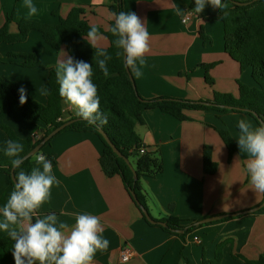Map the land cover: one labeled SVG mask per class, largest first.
I'll return each mask as SVG.
<instances>
[{
	"label": "crops",
	"instance_id": "0c3cea01",
	"mask_svg": "<svg viewBox=\"0 0 264 264\" xmlns=\"http://www.w3.org/2000/svg\"><path fill=\"white\" fill-rule=\"evenodd\" d=\"M121 1L123 11L134 12L150 36L146 63L137 64L141 75L135 76L128 68L137 93L144 100H211L214 92L237 97V82L254 86L250 70L241 72L239 65L226 55L223 25L209 19L216 14L211 6L196 14L191 11L194 0ZM32 3L38 11L29 17L25 0H0V28L9 17L11 34L17 32V23L22 19L56 25L72 8H82L85 21L103 32L114 23L108 10L111 0H32ZM177 9L190 13L186 23H181ZM101 46L109 47L106 37ZM61 50L67 53L63 46L58 50L48 46L35 31L23 43L0 44V78L17 83L32 100L44 105L42 90L48 72L55 70L63 55ZM19 54L35 55L38 64L33 68L21 66L23 60L13 57ZM205 66L211 67L206 70ZM206 75L212 85L206 83ZM61 107V121L77 117L64 101ZM185 115L187 121H178L158 110L147 111L143 114L144 125L135 129L146 151L155 153L162 162L161 174L140 179L151 218L159 222L169 217L200 221L261 205L264 194L251 188L246 173L248 157L240 153L236 140L240 118L247 119L253 127L259 125L247 115L231 112L191 111ZM4 124L20 139L32 138L36 132H39L37 139L42 137L39 124L17 114L8 115ZM218 131H227L236 146L230 158ZM7 140L0 130V151H4ZM205 147L217 165L213 175L203 171ZM102 150L94 134L65 131L40 152L52 161V174L60 183L52 186L50 199L40 207L39 214L55 213L69 227L75 224L77 214L99 217L104 227L101 235L110 244L108 249L96 252L93 264H202L203 260H213L219 248L218 264H244L234 260L233 255L249 261L264 258V211L200 225L188 234L167 233L143 220L119 176L104 175L99 164ZM13 189L11 178L0 173V207ZM126 250L130 258L122 263L120 257ZM0 264H15L13 254L0 249Z\"/></svg>",
	"mask_w": 264,
	"mask_h": 264
},
{
	"label": "trees",
	"instance_id": "16d2710c",
	"mask_svg": "<svg viewBox=\"0 0 264 264\" xmlns=\"http://www.w3.org/2000/svg\"><path fill=\"white\" fill-rule=\"evenodd\" d=\"M234 2L238 1L223 0V3L227 5V15L219 9H214L216 14L209 17V19L222 23L226 55L239 65L241 72L250 70L254 86L248 87L237 82V97L214 92L211 100L191 101L170 98L144 100L137 93L136 87L134 89L133 83L128 77L123 57L116 56L118 49L113 44L115 37L112 36L110 29L107 32L99 29L102 35L109 40V47L106 51L112 56V59L108 62L109 77L105 78L93 59L95 49L86 41L87 32L91 26L83 18L84 10L82 8H72L66 18L59 19L56 25L40 24L22 19L17 23V32L11 34L8 31V25L11 22L9 17L4 26L0 28V44L23 43L27 40L29 33L35 31L41 34L43 41L51 48L58 50L63 46L69 56L93 65L94 82L98 87V95L100 97V110L107 118V123L101 124L98 121L95 125H89L77 116L69 120H76L74 123L59 133L65 131L92 133L99 139L103 146L99 164L104 175L108 178L113 176L120 177L131 201L141 213L143 220L150 226H153V224L147 222L130 195L131 192H134L137 201L150 216L145 198L141 193L140 179L143 177L153 178L161 174L162 162L159 157H156L155 153L147 151L143 154L140 153V149L144 147L135 129L137 126L144 125L143 114L145 112L158 110L178 121H187L188 117L185 113L191 111H215L221 114L231 112L247 115L259 126L264 125V0L257 2L247 1L250 2L247 6H237L233 4ZM108 10L110 13L123 11L122 1L111 0ZM13 57L21 58L23 60L21 66L25 68H33L38 64V59L33 54H19ZM210 67L205 66V69L208 70ZM205 81L207 84L212 85V80L208 75L205 76ZM45 87L49 89V94L45 95L46 103L44 105L32 100L26 91V103L21 104L19 100V89L21 86L14 82L3 81L0 78V130L5 133L8 140H19L24 144L23 157L32 151L44 137L69 122L61 121V103L63 100L59 96V85L56 81L55 70L51 69L48 72L43 89ZM203 103H210L211 106L203 105ZM222 107H228V109ZM14 114L31 123L39 124L41 126L39 131L42 132V137L37 139L39 136L38 132V136H32L33 139L18 138L4 124V119L8 115ZM99 131H102L115 149L128 160L136 174V180H134L132 170L121 158L113 153L112 149L99 134ZM218 134L230 158L236 152V146L227 131H218ZM53 138L38 152L40 153ZM130 159L133 160L132 164L129 161ZM32 163L33 157H30L23 161L21 168L26 172H30ZM11 169L10 159L4 155V151H0V173L10 177ZM216 169L217 165L211 161L210 150L205 147L203 150V171L207 175H213ZM20 170H14L15 177ZM260 211H264V207ZM230 217L227 216L224 220H229ZM160 222L165 223L166 226L161 227L157 224H154V226L160 227L167 233L174 234L177 232H180L177 234H188L201 227L196 225L198 221H183L177 217H169L160 220ZM13 245L14 241L5 232L0 231V249L5 254H12ZM220 258L221 252L219 248L216 250L213 260H203L202 264H218ZM232 258L244 264H264L263 257L252 261L238 255H233Z\"/></svg>",
	"mask_w": 264,
	"mask_h": 264
},
{
	"label": "clouds",
	"instance_id": "9594fccd",
	"mask_svg": "<svg viewBox=\"0 0 264 264\" xmlns=\"http://www.w3.org/2000/svg\"><path fill=\"white\" fill-rule=\"evenodd\" d=\"M219 9L227 15V5L223 0H194L192 12L201 14L207 7ZM28 16L38 11L32 0H25ZM183 22H187L190 13L177 9ZM114 21L110 31L115 37L113 44L118 51L117 57H123L125 66L137 77L141 71L137 64L146 63L145 55L150 52V36L145 24L134 12H113ZM105 39L97 25L87 32V43L95 49L94 57L105 78L109 77L108 62L112 56L101 46ZM63 55L55 65L59 96L64 103L75 110L76 115L89 125L107 123L100 110L98 87L94 82L93 65L77 60L61 50ZM25 89L21 87L20 103H26ZM44 95L49 89L42 90ZM239 135L236 138L241 154H247L246 173L251 188L264 194V125L253 127L245 118L237 121ZM4 155L10 159L13 169H21L15 177V186L6 203L0 207V231L14 241L13 258L15 264H93L98 250L108 249L110 241L101 234L104 227L100 218L90 214H77L71 227L59 221L55 213L41 216L40 207L50 199V190L60 181L52 174V161L44 154H33L36 166L30 172L21 168L23 164L24 144L19 140L6 142Z\"/></svg>",
	"mask_w": 264,
	"mask_h": 264
},
{
	"label": "water",
	"instance_id": "95a60500",
	"mask_svg": "<svg viewBox=\"0 0 264 264\" xmlns=\"http://www.w3.org/2000/svg\"><path fill=\"white\" fill-rule=\"evenodd\" d=\"M252 2H257V1H260V0H251ZM250 2H234L233 4L237 5V6H247ZM123 62H124V59H123ZM124 66H125V63H124ZM125 70L128 74V77L130 79V81L133 83V87L135 89V85H134V81H133V78L131 76V73L128 69V67L125 66ZM203 105H206V106H211L210 103H203ZM222 108H225V109H228V107H222ZM76 120H72V121H69L65 124H63L62 126L58 127L57 129H55L54 131H52L48 136L44 137L41 142L32 150L30 151L25 157H24V160L30 158V157H33V154L38 152L51 138H53L56 134H58L59 132H61L64 128L68 127L69 125H71L72 123H74ZM99 134L103 137V139L105 140V142L107 143V145L112 149L113 153L116 154L119 158H121L127 165L128 167L132 170L128 160L126 158H124L116 149L115 147L111 144V142L109 141L108 137L102 132V131H99ZM23 160V161H24ZM14 170L15 169H11V173H10V178L12 180V183L14 184L15 186V176H14ZM133 172V177H134V180H136V174L135 172L132 170ZM133 201L136 203V205L139 207V209L141 210L143 216L145 217V219L147 220V222H149L150 224H157L158 226H161V227H165L166 224L163 223V222H155L154 220L151 219V217L148 215L147 211L145 209H143L141 207V205L139 204V202L137 201L136 199V196L134 194V192H131L130 193ZM264 207V201L261 205L253 208V209H250V210H247V211H243V212H239V213H235V214H232V215H223V216H214V217H210V218H206V219H203V220H200L196 223V225H204V224H208V223H211V222H215V221H220L222 219H224L225 217L227 216H231V217H236V216H241V215H247V214H252V213H255L257 211H259L260 209H262ZM177 233H180V232H177Z\"/></svg>",
	"mask_w": 264,
	"mask_h": 264
},
{
	"label": "built area",
	"instance_id": "2783aa9c",
	"mask_svg": "<svg viewBox=\"0 0 264 264\" xmlns=\"http://www.w3.org/2000/svg\"><path fill=\"white\" fill-rule=\"evenodd\" d=\"M189 13V12H187ZM190 17V15H189ZM188 17V19H189ZM188 21V20H187ZM181 23H185L183 22V20L181 19ZM33 136H38V132H36ZM146 149L145 148H141L140 149V153L143 154L145 153ZM130 258V252L128 250L124 251L122 254H121V257H120V262L124 263V262H127L128 259Z\"/></svg>",
	"mask_w": 264,
	"mask_h": 264
},
{
	"label": "rangeland",
	"instance_id": "374dc122",
	"mask_svg": "<svg viewBox=\"0 0 264 264\" xmlns=\"http://www.w3.org/2000/svg\"><path fill=\"white\" fill-rule=\"evenodd\" d=\"M33 161H35V160H34V158H33ZM129 161H130V162H131V164H132V161H133V160H132V159H130Z\"/></svg>",
	"mask_w": 264,
	"mask_h": 264
}]
</instances>
